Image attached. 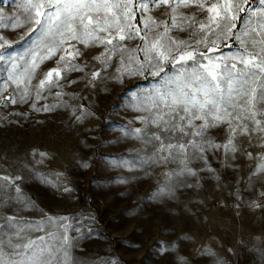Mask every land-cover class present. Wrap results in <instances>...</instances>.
<instances>
[{
    "label": "rangeland",
    "instance_id": "374dc122",
    "mask_svg": "<svg viewBox=\"0 0 264 264\" xmlns=\"http://www.w3.org/2000/svg\"><path fill=\"white\" fill-rule=\"evenodd\" d=\"M171 2L145 15L171 24ZM249 6L261 7L259 0ZM0 9L5 22L19 11L11 0H0ZM177 12L178 19L195 15L205 22L208 15L195 5ZM241 27L242 22L237 24ZM26 31L27 26H0V37L11 43L0 49V85L11 60L22 56L35 39V33L29 37ZM191 31L173 29L170 35L195 44ZM125 43L131 48L142 42ZM77 47L83 55L71 62L83 71L63 73L62 86L45 92L46 98L36 101L33 96L27 103L12 104L6 98L15 95V86L3 92L0 174L22 176L18 183L34 202L18 214L30 221L43 215L66 218L71 264H264V207L250 206L264 205V175H251L255 161L240 155L224 160L219 152L209 153L215 172L199 171V187H178L173 198L156 195L165 184V169L142 165L144 145L126 133L144 127L139 118L147 113L136 110L137 100L159 87L161 77L125 75L120 83L118 59L105 68L94 59L102 47ZM200 50L226 57L238 50V41L222 40L216 51ZM52 67L54 61L41 65L37 80ZM93 72H100L99 77L93 79ZM56 92L63 95L57 97ZM33 103L37 108L58 106L35 111ZM223 133L219 128L212 135L219 140ZM203 166L201 161L192 164L197 170ZM186 179L197 183L196 177ZM5 211L12 214L16 207Z\"/></svg>",
    "mask_w": 264,
    "mask_h": 264
},
{
    "label": "snow or ice",
    "instance_id": "6c2138e0",
    "mask_svg": "<svg viewBox=\"0 0 264 264\" xmlns=\"http://www.w3.org/2000/svg\"><path fill=\"white\" fill-rule=\"evenodd\" d=\"M11 3L19 11L7 22L0 15V26H27L26 36H36L23 55L9 63L0 85V101L5 99L3 92L12 86L15 95L6 98L12 104L27 103L33 96L36 101L46 98L45 92L62 86L60 81L66 78L63 73L83 71L81 65L71 62L83 55L78 44L102 47L104 51L94 59L105 68L113 58L118 59L120 66L116 70L120 76L116 79L120 83L125 75L148 73L161 77L159 87L137 100L136 110L147 113L139 118L144 127L126 133L144 145L142 165L165 169V184L156 195L173 198L178 187H199V171L215 172L209 153L219 152L224 160L244 156L256 163L252 176L264 175V0H259L261 7L255 9L249 6L251 0H172L171 24L145 15L153 8L168 5L169 0ZM192 5L207 11L206 22L197 21L195 15L178 19L181 14L177 10ZM241 13H246L247 18H242ZM138 15L140 23L136 22ZM240 22L242 27L237 29ZM173 29H191L195 44L170 35ZM137 39L142 43L135 47L125 43ZM228 39L238 41V50L229 56L210 57L200 50L203 46L216 51L218 42ZM0 41V49L11 46L3 37ZM47 61H54L55 67L37 80L41 65ZM99 75L100 72L92 73L93 79ZM57 106L37 108L32 104L35 111L45 112ZM219 128L224 133L217 140L212 132ZM194 161L204 166L197 170L192 167ZM187 177H196L197 183L193 185ZM21 180L20 175L0 174V264H71L69 249L73 244L66 234V218L43 215L39 221H30L18 214L34 206L23 193L18 183ZM260 195L264 196V192ZM13 206L16 211L7 214L5 209ZM250 206L264 207L255 202Z\"/></svg>",
    "mask_w": 264,
    "mask_h": 264
}]
</instances>
